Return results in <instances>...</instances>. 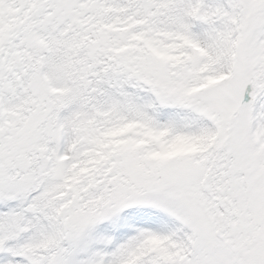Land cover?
I'll use <instances>...</instances> for the list:
<instances>
[{"label": "snow or ice", "instance_id": "obj_1", "mask_svg": "<svg viewBox=\"0 0 264 264\" xmlns=\"http://www.w3.org/2000/svg\"><path fill=\"white\" fill-rule=\"evenodd\" d=\"M0 264H264V0H0Z\"/></svg>", "mask_w": 264, "mask_h": 264}]
</instances>
